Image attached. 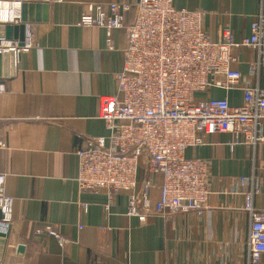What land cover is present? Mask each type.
Returning <instances> with one entry per match:
<instances>
[{
	"label": "crops",
	"instance_id": "crops-1",
	"mask_svg": "<svg viewBox=\"0 0 264 264\" xmlns=\"http://www.w3.org/2000/svg\"><path fill=\"white\" fill-rule=\"evenodd\" d=\"M114 1L118 0L48 3L46 22L26 21L36 44L17 58L0 92V132L5 140L0 171L4 194L13 199L1 264H246L249 218L242 207L249 187L240 178L257 175L252 202L264 209V143L230 150L232 136L224 132L185 149L184 157H199L208 164L210 193L203 214H153L141 224L126 214L124 193L106 210L104 191H78L76 152L87 146V138L107 134L96 117L97 99L116 92L115 74L122 68L127 40L124 29L113 30L112 48L107 49L102 28L78 26L77 21L87 4ZM172 4L204 12L203 29L210 42H220L226 27L235 41L248 36L255 15L260 8L264 12V0ZM235 53L238 62L233 66L244 79L254 51L239 46ZM258 84L264 92V67ZM209 93L227 97L232 105L242 98L240 90ZM140 164L143 167L145 159ZM140 174L151 183L150 199L155 202L161 176ZM48 223L66 240L62 246L53 237L35 234Z\"/></svg>",
	"mask_w": 264,
	"mask_h": 264
},
{
	"label": "built area",
	"instance_id": "built-area-1",
	"mask_svg": "<svg viewBox=\"0 0 264 264\" xmlns=\"http://www.w3.org/2000/svg\"><path fill=\"white\" fill-rule=\"evenodd\" d=\"M27 1L0 0V24L23 23L21 3ZM128 13H132L131 18ZM204 16L200 10L176 8L172 0L87 4L79 15L78 26L103 29L107 49L112 48L113 30L124 29L127 40L122 68L115 74L116 92L97 99L96 117L103 121L107 134L87 138V146L76 152L78 191H104L106 210L118 194L124 193L126 214L141 224L153 214H203L208 210L210 193L208 164L199 157H184L185 149L224 132L232 136L230 150L240 144L254 149L264 143V92L258 84L264 67L263 9L252 20L250 34L237 41L226 27L221 29L220 42H210L203 29ZM24 25L21 45L0 37V54L13 52L14 65L18 55L36 44L30 25ZM239 46L254 51L244 79L233 66L238 62L235 50ZM211 89L240 90L241 102L232 105L227 97H213ZM2 90L4 85L0 84ZM4 146L0 132V149ZM142 171L162 178L155 202L150 199L151 183L140 178ZM240 180L249 187L243 192L242 207L249 218L246 264H262L264 209L252 202L258 190L257 175L241 176ZM4 182L0 171V230L6 232L13 199L4 194ZM81 208L85 214L87 203ZM35 234L53 237L60 246L66 241L49 223Z\"/></svg>",
	"mask_w": 264,
	"mask_h": 264
},
{
	"label": "water",
	"instance_id": "water-1",
	"mask_svg": "<svg viewBox=\"0 0 264 264\" xmlns=\"http://www.w3.org/2000/svg\"><path fill=\"white\" fill-rule=\"evenodd\" d=\"M49 4L41 2L40 0H30L21 3V20L23 23L11 25V24H0V37L6 39L17 40L18 44L21 45L24 39V22H46L47 11ZM20 55H18L19 57ZM14 55L13 52H1L0 54V84L5 78H9L13 74L14 70ZM8 231V230H7ZM7 231L3 232L0 230V264L3 259L5 250ZM23 246L17 247V254H21Z\"/></svg>",
	"mask_w": 264,
	"mask_h": 264
},
{
	"label": "bare ground",
	"instance_id": "bare-ground-1",
	"mask_svg": "<svg viewBox=\"0 0 264 264\" xmlns=\"http://www.w3.org/2000/svg\"><path fill=\"white\" fill-rule=\"evenodd\" d=\"M5 18L9 17V13H7L6 15H4Z\"/></svg>",
	"mask_w": 264,
	"mask_h": 264
}]
</instances>
